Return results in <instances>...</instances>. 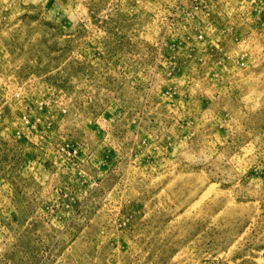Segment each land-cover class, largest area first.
I'll return each instance as SVG.
<instances>
[{
    "label": "rangeland",
    "instance_id": "374dc122",
    "mask_svg": "<svg viewBox=\"0 0 264 264\" xmlns=\"http://www.w3.org/2000/svg\"><path fill=\"white\" fill-rule=\"evenodd\" d=\"M0 264H264V0H0Z\"/></svg>",
    "mask_w": 264,
    "mask_h": 264
}]
</instances>
